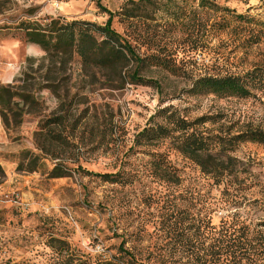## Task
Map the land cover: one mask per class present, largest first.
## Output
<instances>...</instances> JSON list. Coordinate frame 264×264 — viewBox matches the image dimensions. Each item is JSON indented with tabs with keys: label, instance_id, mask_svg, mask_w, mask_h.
Wrapping results in <instances>:
<instances>
[{
	"label": "rangeland",
	"instance_id": "obj_1",
	"mask_svg": "<svg viewBox=\"0 0 264 264\" xmlns=\"http://www.w3.org/2000/svg\"><path fill=\"white\" fill-rule=\"evenodd\" d=\"M137 1L100 4L144 59L139 76L157 86L131 83L133 63L119 77L83 68L75 54L51 60L39 46L28 52L27 23L102 26L108 15L96 0H0V85L30 100L13 98L8 130L0 116V264H187L165 219L177 211L201 219L204 200H230L229 212L264 221L263 144L242 142L229 157L203 158L229 174V199L213 172L172 140L133 141L167 106L189 122L204 115L217 120L197 125L202 132H264L260 91L246 99L189 92L193 80L208 75L264 79V0ZM127 13L133 18L126 20ZM157 56L173 72L157 69ZM53 118L61 122L49 125ZM110 173H118V183L95 175ZM208 209L216 218L227 213Z\"/></svg>",
	"mask_w": 264,
	"mask_h": 264
},
{
	"label": "trees",
	"instance_id": "obj_2",
	"mask_svg": "<svg viewBox=\"0 0 264 264\" xmlns=\"http://www.w3.org/2000/svg\"><path fill=\"white\" fill-rule=\"evenodd\" d=\"M144 1L147 0L137 2ZM96 6L108 15L102 26L85 21L60 23L59 19L51 21V24L44 28L27 23L29 26L24 28L25 39L31 45L39 46L45 53L44 56L51 60L59 54H75L87 70L110 71L120 77L125 66L133 63L134 68L128 74L131 83L157 86L156 81L145 80L139 76L140 69L144 67V59L139 57L128 40L112 28L114 15L100 4V0H96ZM125 18L130 20L133 14L127 13ZM98 35L101 36L100 39ZM155 60L158 61L154 62L157 69L173 72L165 58L157 56ZM254 89L264 96V79L248 80L234 75H208L193 80L189 92L195 97L246 99L253 96ZM13 98L24 103L30 102L29 95L16 91L12 85H0V116L5 130L9 129L6 112H9L13 105ZM154 118H159L161 122L153 121ZM51 121L49 125L60 123L61 118H53ZM151 121L153 125L144 127L135 135L134 144L143 146L148 142L172 140L178 146L179 152L200 165L204 172H213L211 179L215 184L223 185L222 193L229 199L231 191L234 190L229 174H225L220 165L209 164L210 161L203 158L212 157L216 153L229 157L242 142L264 145V132L259 130H240L235 134L232 131H224L221 134V129L214 133L199 131L197 125L202 126L206 122L215 124L217 120L204 115L189 122L171 106L157 109ZM206 164L214 167L208 171ZM18 168L22 169V164ZM51 174L54 178L64 176L59 172ZM2 175L0 167V177ZM95 175L108 183L119 182L118 173ZM204 202L207 200L201 203V219L196 220L190 213L184 214L181 211L171 213L165 219L168 236L173 240V246L179 247L185 253L187 264H264V221L253 223L247 221L239 212H229V208L233 206L230 200L214 201L213 205L210 202L209 205H204ZM208 206H212L216 211L225 210L227 213L221 218H216L209 212ZM183 223L187 224L186 228H183Z\"/></svg>",
	"mask_w": 264,
	"mask_h": 264
},
{
	"label": "crops",
	"instance_id": "obj_3",
	"mask_svg": "<svg viewBox=\"0 0 264 264\" xmlns=\"http://www.w3.org/2000/svg\"><path fill=\"white\" fill-rule=\"evenodd\" d=\"M48 12H50V11H48ZM51 14V13H50ZM38 47L37 46H35V45H30L29 46V51L28 52H37V49Z\"/></svg>",
	"mask_w": 264,
	"mask_h": 264
}]
</instances>
